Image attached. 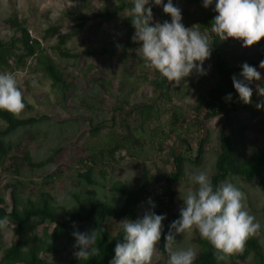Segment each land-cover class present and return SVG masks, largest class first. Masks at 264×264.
I'll list each match as a JSON object with an SVG mask.
<instances>
[{"label":"rangeland","instance_id":"374dc122","mask_svg":"<svg viewBox=\"0 0 264 264\" xmlns=\"http://www.w3.org/2000/svg\"><path fill=\"white\" fill-rule=\"evenodd\" d=\"M117 2L0 0V40L12 41L16 47L14 52L23 55L19 39L20 29H25L63 76L62 84L54 87L33 64L34 56L17 63L13 56L7 55L6 67H0V71L15 74L23 93L26 107L18 117L35 119L0 136L7 149L6 159L0 165V199L6 213L12 209L14 191L20 201L19 210L28 200L36 201L46 194L60 222L92 199L118 209L123 197L111 187L119 184L131 189L144 186L136 219L147 211L163 213L164 225L178 219L183 195L189 188L196 187L191 174L203 170L210 178L214 175L222 118H206L197 106L209 89L220 84L214 69L215 58L219 56L230 65L258 58L264 60V37L250 46H243L242 41L231 37L220 40L209 25L212 22L209 13L214 5L206 8L202 0H173L181 9L183 24L195 25L209 36L212 51L203 62L205 74L193 71L177 85L168 81L170 98L167 100L152 85L154 70L145 65L139 42L132 39L135 29L128 21L130 9L109 20L92 17L82 24L78 19L79 15H100ZM154 6L163 11V3H154ZM152 14V23L163 22L154 10ZM256 68L261 78L252 81L253 90L257 89L258 82H264V68L260 64ZM32 79H36V85L31 83ZM239 117L245 130L243 136L235 140V146L240 157L249 159L264 144V114L250 117L248 112L242 111ZM4 128L5 124L0 121V132ZM182 139L186 145L181 143ZM199 140L204 141L202 155L195 162L188 161L185 149L190 150L193 159ZM178 152L183 153L185 159L183 174L168 188L162 179L173 172L172 155ZM24 153L32 162L50 156L52 161L40 168L21 166L19 159ZM14 158L18 170L10 166ZM83 175H89L88 179ZM224 181L234 183L244 193V206L261 225L250 236L264 253V186L257 178L246 181L228 176ZM95 220L92 217L76 223L74 231L95 230ZM121 221L107 219L110 237L121 229ZM14 229L15 223L10 219L6 226L0 227V260L3 252L16 242ZM53 229L54 224L47 220L31 218L23 230L22 255L13 264H26L30 250L45 264L80 261L82 258L74 255L75 237L68 239L62 232L57 233L52 249L43 252L44 243L39 240ZM198 237L196 229L176 233L172 249L192 247L198 254L201 248ZM238 253H232L237 264H260L252 254L242 261L237 258ZM169 254L166 246L164 255L157 250L152 264H167Z\"/></svg>","mask_w":264,"mask_h":264},{"label":"clouds","instance_id":"9594fccd","mask_svg":"<svg viewBox=\"0 0 264 264\" xmlns=\"http://www.w3.org/2000/svg\"><path fill=\"white\" fill-rule=\"evenodd\" d=\"M152 3H163L164 13L170 20L153 21ZM204 7L214 5L216 15L211 23V31L220 40L229 37L242 41L243 46L253 45L264 37V0H202ZM131 23L135 29L132 36L139 42V50L145 65L158 71L163 78L177 85L195 71L205 74L203 62L210 57L212 45L209 36L194 26L186 27L182 22L181 9L173 0H132ZM238 79L232 77L233 86L245 104L250 103L253 89L250 84L261 78L260 71L244 62ZM260 67L264 68V60ZM33 85L37 84L32 79ZM264 95V87L259 88ZM227 94V98L231 97ZM26 107L15 74L0 71V110L19 115ZM264 107V101L257 103ZM196 185L189 188L182 197L183 205L179 217L164 234L165 246L169 249L167 264H193L197 252L192 247L172 249L175 234L196 229L216 251L217 260L243 250L247 238L258 231L260 222L244 206V193L234 183L221 182L214 187L208 172L198 170L190 176ZM165 214L145 212L135 220L121 221L123 236L114 248L110 264H152L154 253L163 233L162 221ZM9 223L8 216L0 217V227ZM74 255L87 259L97 254L95 246L98 234L95 230L74 231Z\"/></svg>","mask_w":264,"mask_h":264},{"label":"trees","instance_id":"16d2710c","mask_svg":"<svg viewBox=\"0 0 264 264\" xmlns=\"http://www.w3.org/2000/svg\"><path fill=\"white\" fill-rule=\"evenodd\" d=\"M131 7L132 0H118L116 5H114L110 10L103 11L100 15H92L91 17L79 15L78 19L82 24H86L92 17L109 20L115 17L119 12H122L125 9H130ZM152 10L156 12L163 22L165 20H170V16L162 10L157 9L154 6V3L152 4ZM215 15L216 12L214 10L211 11L209 13V19L212 21ZM128 21L132 24L131 16ZM209 25L211 26V24ZM19 43L23 55L16 53V51L14 52L16 47L12 41L10 43H4L0 40V67H6L7 55L13 56L17 63H21L26 57L34 56L33 64L36 68H39L44 72V74L50 79L51 84L54 87L58 86V84H62V73L58 71L48 55L44 51H40L38 49V43L30 39L25 29H20ZM260 62L261 58H258L257 61H249L247 63L256 67L260 64ZM242 64L243 63L230 65L226 60L217 56L215 58L214 69L217 78L220 80V84L209 89L206 96L200 98L197 106V109L203 111L206 118H222V126L218 132L219 153L215 160L214 175L210 178L214 187L219 186V184L228 176H237L246 181L257 178L264 186V144L262 148L254 152L249 159L240 157L238 148L235 146V140L237 141V139H240L245 130V125L242 123L239 114L242 111L248 112L250 117H254L258 114H264V107H256L257 103L264 101V95L259 94V88L264 87V82L257 83V89L253 90L252 96L250 97V103L247 104L240 100L239 95L233 86L232 77H240ZM154 73L155 79L151 82L152 85L162 97L169 100L170 96L167 92V79L163 78L156 70H154ZM228 93L232 94L230 98H227ZM173 118L177 119V116L173 115ZM0 121L5 124V128L0 132L1 136L13 131L19 126L32 123L35 119H21L18 115L0 110ZM181 143L186 145L185 139H182ZM203 144V140H199L197 142V150L193 159H191L190 150L188 148L185 149V153L189 154V157H187L188 161L192 160L195 162L202 155ZM111 154L112 153L110 152V155ZM6 156L7 149L0 140V165L3 164ZM19 161L21 166L25 165L29 168H40L50 163L52 161V156L39 162H32L26 153H24ZM184 161L185 159L183 157V153L178 152L172 155L173 172L162 179L165 181L168 188L171 184L177 183L181 178L183 174ZM11 162L10 166H12L14 170H18V165L16 166L15 164V162H17L16 158L12 159ZM80 165L81 167L86 166L82 164ZM89 171L90 169L88 168L87 172ZM83 176H86V179H88L89 175ZM111 190L123 197V203L120 208L116 209L99 200L92 199L84 204H81L78 210L72 211L66 215L62 222L56 219L55 211L49 204V199L46 194H42L36 201L28 200L19 210V198L15 195V191L12 192V209L10 213H6L2 208L3 201L0 199V217L8 216V218L15 223L14 233L16 236V242L9 249L3 252L0 264H13L19 260L22 255L21 247L23 244V230L28 226L30 219L33 217H40L54 224V229L50 233L46 232L43 235V238L39 240L44 243L41 247L43 252L50 251L52 249L53 242L55 241L58 232H62V234L69 239L73 235L76 223L85 222L90 220L92 217H95V229L98 234L95 246L99 248V252L89 256L87 259H80V261L76 264H110V261L114 256L115 245L122 239L123 232L121 227L115 236L110 237L106 229V221L109 218L116 221H121L126 218L135 220L136 208L142 194L145 191V188L142 186L138 189H131L118 184L111 187ZM172 199L173 196L171 195L170 202H172ZM172 222L173 221H168L163 225L161 240L157 245V250L160 255L165 254L164 234H166L169 230H173L170 229ZM197 241L201 248L196 256V259L193 261V264H237L234 261L232 254L228 255L224 260H217L215 249L206 240L198 237ZM29 252V260L26 264H45L42 260L35 257V253L32 250ZM249 254H252L254 258L258 259L260 264L262 263L264 253L262 252L256 239L251 236L247 238L244 248L239 251L237 258L243 261Z\"/></svg>","mask_w":264,"mask_h":264}]
</instances>
